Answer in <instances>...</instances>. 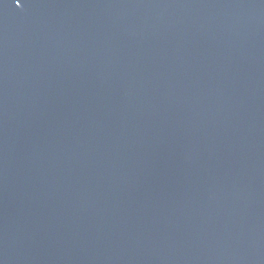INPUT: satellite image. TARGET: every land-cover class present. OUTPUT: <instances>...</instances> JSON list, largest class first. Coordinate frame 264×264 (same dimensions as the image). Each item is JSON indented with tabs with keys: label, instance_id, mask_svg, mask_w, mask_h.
I'll use <instances>...</instances> for the list:
<instances>
[{
	"label": "water",
	"instance_id": "obj_1",
	"mask_svg": "<svg viewBox=\"0 0 264 264\" xmlns=\"http://www.w3.org/2000/svg\"><path fill=\"white\" fill-rule=\"evenodd\" d=\"M0 264H264V0H0Z\"/></svg>",
	"mask_w": 264,
	"mask_h": 264
},
{
	"label": "snow or ice",
	"instance_id": "obj_2",
	"mask_svg": "<svg viewBox=\"0 0 264 264\" xmlns=\"http://www.w3.org/2000/svg\"><path fill=\"white\" fill-rule=\"evenodd\" d=\"M16 3L19 5L20 4V0H16Z\"/></svg>",
	"mask_w": 264,
	"mask_h": 264
}]
</instances>
